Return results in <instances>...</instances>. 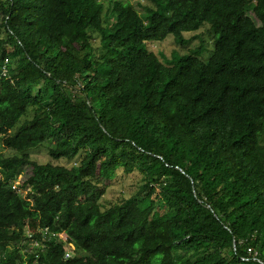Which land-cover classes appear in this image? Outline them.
<instances>
[{
    "label": "trees",
    "instance_id": "trees-1",
    "mask_svg": "<svg viewBox=\"0 0 264 264\" xmlns=\"http://www.w3.org/2000/svg\"><path fill=\"white\" fill-rule=\"evenodd\" d=\"M110 14L0 0V264H264V0ZM203 28L212 47L148 49ZM47 144L75 164L33 162Z\"/></svg>",
    "mask_w": 264,
    "mask_h": 264
},
{
    "label": "rangeland",
    "instance_id": "rangeland-1",
    "mask_svg": "<svg viewBox=\"0 0 264 264\" xmlns=\"http://www.w3.org/2000/svg\"><path fill=\"white\" fill-rule=\"evenodd\" d=\"M103 4H104V19L107 21V23L105 22V25H109L112 22H114V18L113 16H111V8L112 5L115 2H120V1H130L133 5H137L138 0H100ZM143 3V2H142ZM147 3V2H146ZM144 2V4H146ZM108 19L110 21V23L108 22ZM188 38L190 39L189 43L186 46H178L176 45V43L174 42V38L173 36H168L167 39L162 43V42H156L154 45L149 46V50H152L155 54H157L162 60H163V55L171 58L172 54L174 52L180 53L181 55H185V54H189L191 52V50L196 49L197 47H199L201 45V39L205 41V44L207 47H212L214 45V39L212 34L210 33L209 29L203 28L201 29L198 33H194V34H189ZM201 38V39H200ZM214 50V48H213ZM213 52V51H212ZM212 52L210 54L209 51H206L204 53V58L199 57L201 60L203 61H208L212 55ZM210 54V56H209ZM209 56V58H207ZM3 136L0 137V155H4V156H11L14 153L11 150L6 149L2 142H1V138ZM48 146H53V144H47L44 147H40L34 151L31 152V159L33 162L35 163H39V164H46V163H53L55 165H62V166H66V167H72V165L75 164V162H69L66 160H53L49 153H48ZM82 159V157L77 158V161H80ZM33 169L32 165H29L25 168L22 169V171L20 172L17 180H16V186L19 187L22 185V183L27 179V177L29 176V174L31 173ZM130 178H126V181H129ZM124 184L122 182H119L118 184H114L111 188H110V193L108 195V200H114L116 199L119 195L120 192L122 190V186ZM22 195H25V191H22ZM62 237H64L65 239L67 238L64 234L61 235ZM74 250V248L72 249ZM72 250H68L69 254H73Z\"/></svg>",
    "mask_w": 264,
    "mask_h": 264
},
{
    "label": "built area",
    "instance_id": "built-area-1",
    "mask_svg": "<svg viewBox=\"0 0 264 264\" xmlns=\"http://www.w3.org/2000/svg\"><path fill=\"white\" fill-rule=\"evenodd\" d=\"M6 73H7V69H6V68H4V71L2 72V74L5 76V75H6Z\"/></svg>",
    "mask_w": 264,
    "mask_h": 264
}]
</instances>
